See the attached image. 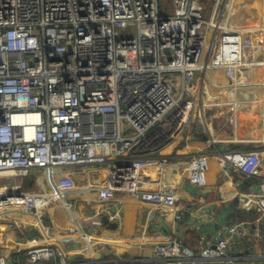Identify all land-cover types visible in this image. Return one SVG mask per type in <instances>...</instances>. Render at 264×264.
<instances>
[{"label": "built area", "instance_id": "1", "mask_svg": "<svg viewBox=\"0 0 264 264\" xmlns=\"http://www.w3.org/2000/svg\"><path fill=\"white\" fill-rule=\"evenodd\" d=\"M210 1L208 18L204 0H0V223L37 233L23 251L0 252V264H77L58 247L88 237L56 234L45 218L51 200L117 203L119 215L122 202L139 201L181 221L179 191L206 186L209 157L162 147L188 124L196 80L264 67L255 59L264 42L222 20L230 0ZM217 157L224 173L260 167L256 151ZM34 174L37 188L22 191ZM248 199L263 219L264 182ZM84 215L83 234L100 236L94 213ZM248 230L225 226L214 249L157 243L153 252L168 264H240L227 238Z\"/></svg>", "mask_w": 264, "mask_h": 264}, {"label": "crops", "instance_id": "2", "mask_svg": "<svg viewBox=\"0 0 264 264\" xmlns=\"http://www.w3.org/2000/svg\"><path fill=\"white\" fill-rule=\"evenodd\" d=\"M230 1L225 4L222 20L226 19L225 23L231 28L247 29L254 43L264 42V0ZM248 2H255V5L263 3V8L254 5L249 10L244 7ZM255 59H264V56L256 54ZM194 87H197L194 109L198 108V112L191 109L186 127L162 147L164 155L185 158L204 153L209 157L206 186L194 188L184 184L179 191L184 206L181 221L177 222L172 217L163 220L161 209L139 201L122 202L119 215L117 203H92L89 207L83 200L72 197L73 205L78 207L79 202L84 205V209L78 208L83 214L80 220L84 219V212L94 213L100 236L91 239L86 235L89 244L81 240L84 247L85 244L88 247L84 251L80 241L69 246L61 244L58 248L62 252L65 250L69 261L88 264L87 252H92L91 244L93 247L104 242L114 245L119 241L122 248H129L128 257L120 259L113 253L112 245H105L103 251L96 250L91 264H167L157 261L153 252L155 244H176L197 252L202 247L214 246V235L219 237L225 226L242 222L249 229L247 235L243 239L228 237V254L236 257L240 264L264 263V218L259 219L248 202L250 195L258 193L259 184L264 182V67L240 72L233 79L227 78L223 70H208L205 76L196 80ZM249 151L258 152L260 158V167L254 176L246 177L235 170L222 172L217 157L220 153ZM76 171L80 173L81 169ZM247 195L249 197L246 198ZM55 205L59 203L51 200L47 207L52 227H55L56 220L52 213ZM184 213H188L186 217ZM64 215L68 214L64 212ZM74 224L71 227L60 226V232L57 228L54 232L69 235L67 231L73 230ZM23 228V237L28 236L24 240L16 239L14 233L17 230L0 233L2 254L12 250L23 251L30 238L37 234L35 230ZM80 237L86 240L85 236Z\"/></svg>", "mask_w": 264, "mask_h": 264}, {"label": "rangeland", "instance_id": "3", "mask_svg": "<svg viewBox=\"0 0 264 264\" xmlns=\"http://www.w3.org/2000/svg\"><path fill=\"white\" fill-rule=\"evenodd\" d=\"M163 2L165 3L166 2V0H163ZM264 3V2H263ZM263 3H257V5H255V2H253V4H251V3H249L248 2V6H244V7H247L249 10H251V9H253V7H254V5L257 7L258 5L261 7V5L263 4ZM202 6H204L205 8H206V10L203 12V15L205 14V16L206 17H208V18H210V13H211V11H210V8L212 9V7H213V2L212 1H210V0H204V4H203V2H202ZM165 8V7H164ZM261 8H263V6L261 7ZM231 9H233V6L231 7ZM262 10L263 9H261V14L263 15V13H262ZM167 11V10H166ZM232 12V10L230 11V13ZM174 82H175V89H176V91L178 90V83H179V81H178V79L177 78H174ZM195 107H193V109H192V111H194V113H197L198 112V108H196V109H194ZM194 115V114H193ZM39 179V181H41L40 180V178H42V176L41 175H39V174H34V179L32 178V179H30V181H32V183H33V186H30V184H28V185H25V183L27 184V182L28 181H26L25 183L23 182L22 183V185L20 186V188H21V190L22 191H30V190H34V189H36L37 187H36V184L34 183V180L35 179ZM13 183L14 184H17V181L16 180H14L13 181ZM80 186V188L82 187V185L80 184L79 185ZM82 201V200H81ZM84 202V201H83ZM74 203L73 202H71L70 201V205L73 207L74 205H73ZM78 205V204H77ZM84 205H85V202H84ZM84 205L81 203V202H79V205H78V207L77 208H79V209H84ZM60 208H62L61 207V205H59V206H57V208L56 209H59L60 211H59V213L62 211ZM75 210V209H74ZM47 212V211H46ZM45 212V218H48V219H50L51 217L48 215V213H46ZM81 213H82V210H81ZM80 212H77L76 213V215H77V217H78V219H79V221L81 222H84V220L85 219H81L80 220V218H81V216L83 215V214H81ZM81 215V216H80ZM65 216V215H64ZM64 216H63V218H64ZM66 217V216H65ZM67 218V217H66ZM62 220H65V219H62ZM51 222H52V219H51ZM49 223V222H48ZM53 226V225H52ZM61 226H63V227H65V225H61ZM23 228V226H21V227H15V229H13V228H11L12 229V231L13 230H17L16 231V233H14V235L17 237L16 239H25L26 237H28V236H25V237H23V232L25 231H21V229ZM25 228V227H24ZM23 228V229H24ZM57 227H56V225H55V227H53V229H56ZM20 229V230H19ZM26 230H27V228H26ZM22 232V233H21ZM29 232V231H28ZM59 232H60V230H59ZM75 238V237H74ZM78 241H80V243H79V245H81V248L83 249V251H84V248L85 249H87L88 247H86V244H85V247H84V243H81L82 241L80 240V239H78ZM119 241H116V244H109V243H106V242H104L103 244H101V245H99V246H95V247H93V245L91 244V246H92V252H87V263L88 264H91V263H93L92 261H93V259L91 258L93 255H94V253L96 252V250L97 249H100L101 251H103L104 250V248L106 247L105 245H112L113 246V249H112V251H113V253L115 254V255H117L120 259H123L124 258V256H126V257H128L129 256V248H122V246H123V244H119L118 243ZM1 244V243H0ZM122 245V246H121ZM119 246V247H118ZM112 248V247H111ZM99 250V251H100ZM106 251H109L108 249L106 250ZM85 254V253H84ZM86 255V254H85ZM168 264V263H167ZM170 264H172V263H170Z\"/></svg>", "mask_w": 264, "mask_h": 264}, {"label": "bare ground", "instance_id": "4", "mask_svg": "<svg viewBox=\"0 0 264 264\" xmlns=\"http://www.w3.org/2000/svg\"><path fill=\"white\" fill-rule=\"evenodd\" d=\"M247 1V0H246ZM249 1V0H248ZM247 3V2H246ZM240 9H242V8H240ZM238 12V11H237ZM236 12V13H237ZM235 17V16H234ZM62 204V206H63V210H65V211H70V216H71V218H70V222H71V225H72V223L74 224V222H75V226H76V228H77V232L76 233H73V231H72V229L71 230H69V231H67L68 233H70V234H74V235H77L78 237H80V236H85L86 237V234H83V232L80 230V221H79V219H78V217H77V215L75 214V211H77V212H80L81 213V210L79 211L78 210V208L76 207V205H74L73 207L70 205L69 207H68V205H67V203H66V205L64 204V203H61ZM69 204H70V202H69ZM57 206H59V205H55V207H53L52 209H56L57 208ZM75 209V210H74ZM49 210H47V212H48ZM46 212V213H47ZM82 214V213H81ZM76 223H78V225H76ZM71 227V226H70ZM59 230V229H58ZM6 232V231H10V232H14V230L12 231V229H9L8 228V226H6V225H1L0 224V233H2V232ZM80 238H82V237H80Z\"/></svg>", "mask_w": 264, "mask_h": 264}, {"label": "trees", "instance_id": "5", "mask_svg": "<svg viewBox=\"0 0 264 264\" xmlns=\"http://www.w3.org/2000/svg\"><path fill=\"white\" fill-rule=\"evenodd\" d=\"M62 211L59 213V209H53L52 211V213H54V217H55V225H56V227H57V229H59V227L61 226V225H67V227H70L71 226V222H70V219H69V217H68V215L65 217L64 216V210L62 209V208H60ZM47 213H49V211L47 212ZM66 213V212H65ZM67 214V213H66ZM63 216H64V218H63ZM62 219H65V220H62ZM66 227V228H67ZM74 263H76V262H74Z\"/></svg>", "mask_w": 264, "mask_h": 264}, {"label": "water", "instance_id": "6", "mask_svg": "<svg viewBox=\"0 0 264 264\" xmlns=\"http://www.w3.org/2000/svg\"><path fill=\"white\" fill-rule=\"evenodd\" d=\"M187 214H188V213H184V216L186 217V216H187ZM213 238H214V239H217V236H215V235H214V237H213ZM211 248H212V249H214V248H215V245H214V246H212Z\"/></svg>", "mask_w": 264, "mask_h": 264}, {"label": "clouds", "instance_id": "7", "mask_svg": "<svg viewBox=\"0 0 264 264\" xmlns=\"http://www.w3.org/2000/svg\"><path fill=\"white\" fill-rule=\"evenodd\" d=\"M78 264V263H77Z\"/></svg>", "mask_w": 264, "mask_h": 264}]
</instances>
